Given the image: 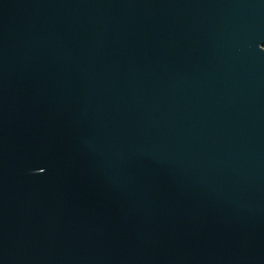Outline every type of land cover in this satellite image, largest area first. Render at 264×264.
I'll list each match as a JSON object with an SVG mask.
<instances>
[{"label": "water", "instance_id": "water-1", "mask_svg": "<svg viewBox=\"0 0 264 264\" xmlns=\"http://www.w3.org/2000/svg\"><path fill=\"white\" fill-rule=\"evenodd\" d=\"M0 264H264V0H0Z\"/></svg>", "mask_w": 264, "mask_h": 264}]
</instances>
